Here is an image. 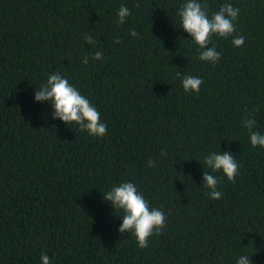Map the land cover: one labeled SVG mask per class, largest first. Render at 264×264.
<instances>
[{
  "label": "trees",
  "instance_id": "16d2710c",
  "mask_svg": "<svg viewBox=\"0 0 264 264\" xmlns=\"http://www.w3.org/2000/svg\"><path fill=\"white\" fill-rule=\"evenodd\" d=\"M185 2L0 0V264H41L42 253L51 264H264V148L244 127L255 119L264 134V0H199L209 16L240 9L233 35L245 42L213 35L216 64L182 30ZM122 4L131 15L118 24ZM53 72L97 108L103 137L34 100ZM185 74L203 80L198 93ZM218 151L240 167L235 182L214 173L223 195L212 200L204 158ZM124 182L166 215L144 249L103 201Z\"/></svg>",
  "mask_w": 264,
  "mask_h": 264
},
{
  "label": "clouds",
  "instance_id": "9594fccd",
  "mask_svg": "<svg viewBox=\"0 0 264 264\" xmlns=\"http://www.w3.org/2000/svg\"><path fill=\"white\" fill-rule=\"evenodd\" d=\"M134 7H139V4ZM207 9V3L186 0L178 9L177 15L180 18L182 30L191 37V43L200 50L199 60L216 64L221 58V53L211 45L213 35L224 39L232 37L231 43L237 48L245 42L243 36L233 35L236 32L235 21L240 9L231 3H225L211 16ZM130 15V9L122 4L117 12V23L124 24ZM129 34L132 37H138L134 29ZM114 42L121 43L119 39ZM85 43H94L91 35L85 36ZM93 59H102V53L96 52ZM82 63H88L87 56ZM202 83L203 80L200 77L191 74H185L182 77V87L185 92L198 93ZM34 100L50 104L53 120L58 119L65 125L74 123L80 131H86L94 137H103L107 133V125L102 122L97 108L59 72L51 73L46 83L42 84L39 90H35ZM255 125V119L244 121V127L249 130L251 146L264 148V134L254 131ZM161 155L166 153L162 151ZM148 163L150 167L155 165V161L152 160ZM204 165L207 169H211V172L204 170L203 185L209 190L208 194L212 200H219L223 193L218 190L220 177L214 173L220 172L228 181L235 182L240 166L230 151L223 153L218 151L206 155ZM103 201L111 207L112 211H122L119 232L121 234L130 232L141 249L147 248L149 238L160 235L165 227L166 215L163 210L150 207L149 202L134 183L124 182L112 187L103 195ZM41 264H51L49 256L45 253L41 254ZM237 264H250V256L241 255Z\"/></svg>",
  "mask_w": 264,
  "mask_h": 264
}]
</instances>
